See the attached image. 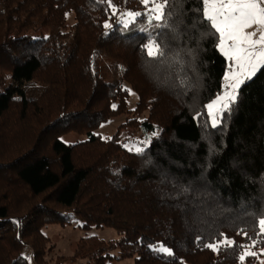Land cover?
I'll return each mask as SVG.
<instances>
[{
    "label": "trees",
    "instance_id": "obj_1",
    "mask_svg": "<svg viewBox=\"0 0 264 264\" xmlns=\"http://www.w3.org/2000/svg\"><path fill=\"white\" fill-rule=\"evenodd\" d=\"M204 7L170 0L147 23L145 0H0V264H48L43 229L70 214L120 239H80L55 264L258 263L246 249L264 251V68L213 128L227 62ZM122 117L110 139L96 133ZM140 117L155 137L133 153L119 137ZM70 133L86 140L58 139Z\"/></svg>",
    "mask_w": 264,
    "mask_h": 264
},
{
    "label": "snow or ice",
    "instance_id": "obj_2",
    "mask_svg": "<svg viewBox=\"0 0 264 264\" xmlns=\"http://www.w3.org/2000/svg\"><path fill=\"white\" fill-rule=\"evenodd\" d=\"M169 2L170 0H164L163 3L155 5L152 9L153 12L158 13L155 19L163 18L164 9ZM201 3L206 8L205 18L219 34L220 51L236 67V71L226 78L229 81L227 90L214 103L208 105L209 112L213 115V124H215V113L229 109L230 105L235 103L241 85L264 68V0H201ZM127 15L133 17L139 14L129 13ZM149 40L150 43L145 45L147 54L163 56L159 42L153 37H149ZM136 151L139 152L141 149L137 148ZM259 226L264 234V219L259 221ZM234 244V241L225 239L216 244L209 243L206 247L218 251L221 245L232 246ZM158 250L171 254L169 249L163 245ZM248 254L255 255V253ZM240 259L243 260L244 256L242 255Z\"/></svg>",
    "mask_w": 264,
    "mask_h": 264
},
{
    "label": "rangeland",
    "instance_id": "obj_3",
    "mask_svg": "<svg viewBox=\"0 0 264 264\" xmlns=\"http://www.w3.org/2000/svg\"><path fill=\"white\" fill-rule=\"evenodd\" d=\"M145 3H146V0H145ZM156 4H159L156 0H147L145 10L147 12L146 14L150 16L146 19L147 23H151L152 20H154V21L160 20V19L159 20L155 19V16L158 15V13L152 11V9L155 7ZM205 11H206V8L204 7V13H205ZM127 14H129V13H125L123 16L119 17V21L122 24L128 25L130 22L131 23L134 22L133 20L137 16V15H135L133 17H129ZM204 16H205V14H204ZM69 21H72V16H69ZM249 31H251V29ZM218 50L227 62V70L225 72L223 82H222V91H221V94L219 95V96H221L227 90V85L229 83V81L226 78L229 75H231L232 72L236 71V67H235L234 63L232 61H229L228 58L220 51L219 47H218ZM230 67H231V72H230ZM248 81L249 80H247L246 82H248ZM136 98H137L136 95L134 93H131L130 100H129V108L131 110H133L134 105L136 104V101H137ZM214 101L212 103H214ZM217 107H219V106H217ZM213 112H215V109H213ZM207 114H208L211 126L213 128L216 127L219 124V120H220L222 112H216L215 113L216 114V123L215 124H213V115H212V113L209 112L208 106H207ZM144 118L145 117L138 118L137 122L135 124H132L131 126L127 127L124 131H122L120 134V137H119V140L123 144L124 148L133 152V153L142 152L147 147V145L150 141V138L155 137V135H145L142 132V130L140 129V124L144 120ZM123 123H124V117L102 125L97 130L96 133L102 139L108 140L113 135L116 134L118 127ZM58 139L61 142H63L64 144L72 145V144H76V143L85 141L86 137L80 136V135H77L74 133H70V134H66L64 136H61ZM137 148H140L141 151L137 152L136 151ZM68 218H69L70 223L65 225V226L50 225V226H47L43 229V234L49 240V246L53 247L52 252L46 258L48 264H55V260L57 257H70L74 253L76 243L80 239H84V238H88V237H95V238H97L99 240H103V241H118L120 239L119 234L113 229H109V228L95 229V228H93L90 231L86 232V231H83L81 229V223L79 222V220L76 217H74L73 214L68 215ZM160 247L161 246L154 247L153 250L156 253H158V254L166 257V258L171 256V254L159 251L158 249ZM169 251L171 252L170 249H169ZM246 253H255V255H258V263L257 264H264V251L254 250L251 247H249L246 249ZM113 255L117 256V252H114ZM134 259L135 258H127L124 260L113 259V260L109 261V264H134Z\"/></svg>",
    "mask_w": 264,
    "mask_h": 264
}]
</instances>
